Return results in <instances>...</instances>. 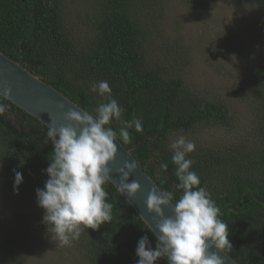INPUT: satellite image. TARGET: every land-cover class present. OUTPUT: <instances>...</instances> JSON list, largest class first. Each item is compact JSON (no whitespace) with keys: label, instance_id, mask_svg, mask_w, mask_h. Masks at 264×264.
<instances>
[{"label":"trees","instance_id":"1","mask_svg":"<svg viewBox=\"0 0 264 264\" xmlns=\"http://www.w3.org/2000/svg\"><path fill=\"white\" fill-rule=\"evenodd\" d=\"M86 1L87 26L80 35L65 26L62 0H0V51L93 116L97 105L106 101L90 86L107 81L112 97L124 109L122 119L142 121V132L128 129L130 143L118 140L163 191L173 193L175 203L182 190L176 188L170 132L189 131L199 123L233 126L231 111L224 102L186 84L169 57L176 55L182 65L186 60L179 51L169 50L170 44L160 47L164 53L160 60L149 61V39L163 16L161 0ZM240 1L251 15L264 18V0ZM220 41L221 48L234 47L223 43L225 37ZM239 53L250 94V128L229 144L197 145L187 158L194 161L191 170L200 178L199 187L210 193L228 226L232 247L225 251L240 264H264V60L248 50ZM0 102L8 106L0 116V183L13 190L14 173L21 172L23 183L13 199L35 209L39 224L48 229L36 202V189L48 179L45 169L52 158V142L44 143L48 128L6 99ZM109 126L117 132L121 127L117 121ZM162 163L168 165L166 172ZM105 190L113 205L111 222L85 229L71 244L83 264H136L138 240L146 235L155 248L156 239L110 182ZM1 232L0 254L9 256L0 255V264H21Z\"/></svg>","mask_w":264,"mask_h":264},{"label":"clouds","instance_id":"2","mask_svg":"<svg viewBox=\"0 0 264 264\" xmlns=\"http://www.w3.org/2000/svg\"><path fill=\"white\" fill-rule=\"evenodd\" d=\"M91 92L103 97L106 102L95 108L96 115H81L69 110L65 119L73 124L49 127L44 143L52 142V158L45 169L48 179L43 188L36 189V202L43 209L42 222L50 230L52 239L61 246H70L79 239L85 229H98L112 220L113 205L107 202L108 192L105 185L111 181L108 167L117 151L114 141L118 137L125 143L131 142L128 129L134 127L142 132V121L122 119L124 109L112 97V90L107 81L91 84ZM9 90L4 89L0 100L6 99ZM8 111V106L0 102V116ZM113 121L121 127L114 130L109 125ZM195 143L184 136H178L169 143L171 160L176 166V188L182 195L173 204V193L153 191L146 202L147 208L159 218L154 231L149 230L156 239L155 248L148 236H142L137 243L136 264H155L161 258L167 264H223L217 250H231L228 226L220 218V208L211 198L210 193L199 187L201 181L192 171L193 160L189 153L195 150ZM165 172L167 163L160 165ZM136 169V164L125 162L118 170L120 180L118 191L133 196L139 189L137 182L127 183L129 176ZM23 183L22 173H14L13 190L18 194ZM171 204V217H165L162 207Z\"/></svg>","mask_w":264,"mask_h":264},{"label":"rangeland","instance_id":"3","mask_svg":"<svg viewBox=\"0 0 264 264\" xmlns=\"http://www.w3.org/2000/svg\"><path fill=\"white\" fill-rule=\"evenodd\" d=\"M160 7L163 16L149 39V61L160 60L164 55L160 47L170 44L169 50L179 51L186 60L182 65L176 55L169 57L186 84L200 95L224 102L234 121L229 127L199 123L189 131L170 132L168 144L181 135L196 146L239 139L251 124L250 94L239 50L264 60V18L251 15L240 0H161ZM61 9L67 29L83 34L87 1L62 0ZM221 37L227 38L225 45L234 47L221 48ZM14 196L13 190L0 183V231L18 252L21 264H83L74 244L61 246L53 240L50 230L39 224L36 210L16 204Z\"/></svg>","mask_w":264,"mask_h":264},{"label":"water","instance_id":"4","mask_svg":"<svg viewBox=\"0 0 264 264\" xmlns=\"http://www.w3.org/2000/svg\"><path fill=\"white\" fill-rule=\"evenodd\" d=\"M4 89L9 90V95L6 98L7 101L34 117L47 128H59L68 124L76 126L74 122L65 119L66 113L69 110L78 111L81 115H91L56 88L34 75L22 63L9 58L0 51V94L3 93ZM114 143L117 151L113 161L108 164V167L112 169L110 172L111 181L109 182L120 194V200L124 199L139 216L144 227L149 230L150 226L155 231L159 218L150 212L146 202L151 192L156 191L159 194L163 190L144 170L129 149L125 148L118 139ZM125 162H134L136 164V169L130 174L127 183L137 182L139 189L131 197L118 191L120 180L118 170L123 167ZM162 212L166 218L171 217V204L167 207H162ZM209 251L216 252L222 259L223 264H240L225 250H217L212 247Z\"/></svg>","mask_w":264,"mask_h":264}]
</instances>
